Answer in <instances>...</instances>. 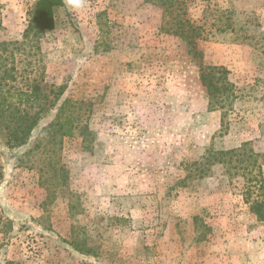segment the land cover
I'll return each instance as SVG.
<instances>
[{
    "label": "rangeland",
    "instance_id": "rangeland-1",
    "mask_svg": "<svg viewBox=\"0 0 264 264\" xmlns=\"http://www.w3.org/2000/svg\"><path fill=\"white\" fill-rule=\"evenodd\" d=\"M37 1L0 0V88L49 100L19 148L26 105L0 119V264H264L244 173L203 160L248 143L264 177V0H87L32 48ZM67 99L77 130L49 139Z\"/></svg>",
    "mask_w": 264,
    "mask_h": 264
},
{
    "label": "trees",
    "instance_id": "trees-1",
    "mask_svg": "<svg viewBox=\"0 0 264 264\" xmlns=\"http://www.w3.org/2000/svg\"><path fill=\"white\" fill-rule=\"evenodd\" d=\"M66 5L65 0H38L29 12L28 27L24 37L26 45L32 48L37 44L40 36L47 31H52L56 26L55 10ZM1 28V22H0ZM1 46V43H0ZM216 71L208 67L202 73L200 79L207 89L210 110L221 107L224 96L230 91L229 86L216 78ZM48 96L44 87L36 81L26 86V91H12L0 88V119L3 111L15 105H26V115H21L17 120V127L9 128L10 134L6 145L10 149L24 146L30 140L34 130L42 120L41 112L31 114L29 108L48 104ZM77 104L71 100H65L58 108L53 122L44 130L49 139L73 137L78 127ZM3 120V119H2ZM1 121V120H0ZM258 155L250 150L246 143L240 148L223 152H210L206 158L208 165H223L230 175L239 176L240 171L244 174V186L242 191L243 201L249 206L250 212L257 220L264 224V177L261 165L258 164Z\"/></svg>",
    "mask_w": 264,
    "mask_h": 264
},
{
    "label": "clouds",
    "instance_id": "clouds-1",
    "mask_svg": "<svg viewBox=\"0 0 264 264\" xmlns=\"http://www.w3.org/2000/svg\"><path fill=\"white\" fill-rule=\"evenodd\" d=\"M67 7L74 12H83L87 8V0H65Z\"/></svg>",
    "mask_w": 264,
    "mask_h": 264
}]
</instances>
